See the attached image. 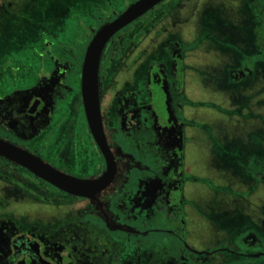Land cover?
<instances>
[{
    "label": "flooded vegetation",
    "instance_id": "af4514ba",
    "mask_svg": "<svg viewBox=\"0 0 264 264\" xmlns=\"http://www.w3.org/2000/svg\"><path fill=\"white\" fill-rule=\"evenodd\" d=\"M116 1H77L70 40L40 28L28 81H0V140L48 175L0 154V264H264V169L240 137L262 129L264 0L245 31L237 18L233 32L212 27L216 0H162L116 31L93 128L83 64L136 0ZM51 174L89 185L72 192Z\"/></svg>",
    "mask_w": 264,
    "mask_h": 264
},
{
    "label": "rangeland",
    "instance_id": "374dc122",
    "mask_svg": "<svg viewBox=\"0 0 264 264\" xmlns=\"http://www.w3.org/2000/svg\"><path fill=\"white\" fill-rule=\"evenodd\" d=\"M2 0H0L1 3ZM11 2V15L3 16L0 19V81L4 88L10 84L18 85L28 81V63L35 64L37 61V51L39 48L36 34L43 28L49 34L54 32L58 38L63 41L70 40V30L73 29L72 21L74 19V10L77 1L85 7L89 0H5ZM249 0H216L219 10L223 12V19H217L212 14L209 23L212 27L218 25L223 31H232L231 24L235 23L236 18L238 25L236 31H245V18L249 14H256L255 10L259 9L260 0H254L253 9L248 2ZM248 2V3H246ZM114 5H121L120 1L113 0ZM0 4V11L2 10ZM86 8V7H85ZM235 8V9H234ZM235 10V13L233 11ZM233 14L236 16L234 17ZM209 16V15H208ZM264 25V23H262ZM5 25V26H4ZM201 34L205 31L201 29ZM257 46H262L258 44ZM213 57V56H212ZM214 59V58H213ZM202 74H200L201 76ZM264 98V91L260 94ZM264 107V104L262 105ZM264 112V111H263ZM258 117L253 121L257 127L262 128L255 130L249 135L240 130V137L244 140L245 147H253L256 151L257 168L264 169V113L257 114ZM247 126L244 128L247 130ZM250 141V142H249ZM200 144V145H199ZM243 144V143H242ZM193 159L199 157L202 153L201 143L193 140ZM243 147V145H241ZM199 151V152H198ZM260 175H264L260 174Z\"/></svg>",
    "mask_w": 264,
    "mask_h": 264
},
{
    "label": "water",
    "instance_id": "95a60500",
    "mask_svg": "<svg viewBox=\"0 0 264 264\" xmlns=\"http://www.w3.org/2000/svg\"><path fill=\"white\" fill-rule=\"evenodd\" d=\"M162 0H136L129 4L122 12H120L114 19L103 25L98 31L95 33L94 37L90 41L84 59L83 66V84L86 87L85 98L88 102L89 110L92 113V118L89 115V119H94L96 124L93 125V128H99L98 122V112H97V99L96 93L94 92V87L96 86V78H97V66H98V58L101 49L103 48L106 41L119 29L132 22L134 19L139 17L140 15L146 13L149 9H151L154 5L159 3ZM92 98L93 107L90 109V103ZM0 154L5 156L6 158L15 160L17 163L28 167L29 161L33 162L35 167L38 168V174L47 177L48 175L45 173L46 170L42 165L37 163L36 161L30 159L28 154L7 142L0 140ZM52 178H54V183L65 189L71 190L72 192L81 193L82 189L86 188L89 183L84 181H71L63 179L58 174H51ZM69 187V188H68Z\"/></svg>",
    "mask_w": 264,
    "mask_h": 264
},
{
    "label": "trees",
    "instance_id": "16d2710c",
    "mask_svg": "<svg viewBox=\"0 0 264 264\" xmlns=\"http://www.w3.org/2000/svg\"><path fill=\"white\" fill-rule=\"evenodd\" d=\"M12 13L10 12V10H9V13H8V15H11ZM3 22H0V24H2ZM4 24V23H3ZM5 26V25H4ZM0 27H2L1 25H0Z\"/></svg>",
    "mask_w": 264,
    "mask_h": 264
}]
</instances>
